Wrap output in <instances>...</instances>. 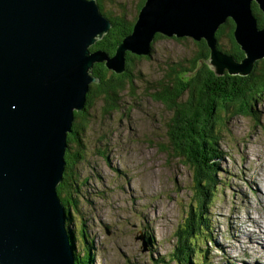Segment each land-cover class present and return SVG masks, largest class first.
I'll return each mask as SVG.
<instances>
[{
	"label": "water",
	"instance_id": "obj_1",
	"mask_svg": "<svg viewBox=\"0 0 264 264\" xmlns=\"http://www.w3.org/2000/svg\"><path fill=\"white\" fill-rule=\"evenodd\" d=\"M254 2L264 12V0H146L111 56L91 50L112 28L97 0H0V264L77 263L57 190L75 111L98 82L95 64L125 73L127 54L150 56L162 34L207 40L216 73L245 76L264 57ZM229 18L242 64L218 48Z\"/></svg>",
	"mask_w": 264,
	"mask_h": 264
},
{
	"label": "rangeland",
	"instance_id": "obj_2",
	"mask_svg": "<svg viewBox=\"0 0 264 264\" xmlns=\"http://www.w3.org/2000/svg\"><path fill=\"white\" fill-rule=\"evenodd\" d=\"M140 2L104 0L112 16L125 14L128 20L138 17ZM162 36L151 42L150 56L135 60L134 86L120 95L119 110L106 114L96 101L81 135L84 161L75 169L79 213L70 210L74 221L67 228L75 254L89 252L92 264H175L177 231L199 207L193 172L172 151V113L150 96L166 63L190 56L194 40ZM220 46L227 50L228 40ZM254 111L224 118L219 184L206 204L212 235L203 251L210 264H264V96Z\"/></svg>",
	"mask_w": 264,
	"mask_h": 264
},
{
	"label": "trees",
	"instance_id": "obj_3",
	"mask_svg": "<svg viewBox=\"0 0 264 264\" xmlns=\"http://www.w3.org/2000/svg\"><path fill=\"white\" fill-rule=\"evenodd\" d=\"M97 2L113 25L110 32L91 47V50H101L113 56L123 39L133 31L137 16L133 20H128L125 14L112 16L106 9L104 0ZM145 2L146 0H141L138 14ZM252 10L259 28L264 29V12L255 3ZM236 29V23L229 18L217 31L216 39L221 52L241 63L247 58V53L236 38ZM156 39L159 41L166 38L158 34ZM223 39L228 40L227 50L220 46ZM175 40L184 42L188 38ZM192 42L194 49L190 56L166 63L159 80L151 89L150 96L172 113L168 124L172 131L169 134L172 151L175 157L183 161L193 172L195 199L199 202V207L189 211L185 227L177 231L179 246H176L171 260L175 264H210L208 255L203 251L205 243L212 235L209 229L210 221L205 216L207 201L219 184L216 173L219 158L223 155L218 149L221 129L226 123L224 118L231 113L244 116L255 114L254 105L264 96V57L256 60L251 72L245 76L233 75L228 69L223 75H219L210 66L211 47L207 40ZM142 59L145 58L128 53L127 68L122 74L109 70L104 63L94 66L93 76L98 82L92 83L89 87L85 109L75 111L74 127L67 138L69 144L65 156L67 166L63 181L57 190L66 208L68 225L74 221L73 214L79 213L76 204L81 193L80 186L75 181V169L84 161L85 149L81 135L88 128L89 112L94 108L96 101L103 104L106 114L119 110L120 95L126 88L134 86L133 64L135 60ZM72 209L73 214L70 212ZM80 233L82 241L87 244V236L83 231ZM75 236L73 240L78 239ZM201 237L202 239L206 237L205 242L201 241L200 246L195 248L193 242H197L196 240ZM76 259V264H92L89 252L77 254Z\"/></svg>",
	"mask_w": 264,
	"mask_h": 264
},
{
	"label": "bare ground",
	"instance_id": "obj_4",
	"mask_svg": "<svg viewBox=\"0 0 264 264\" xmlns=\"http://www.w3.org/2000/svg\"><path fill=\"white\" fill-rule=\"evenodd\" d=\"M112 22V21H111ZM113 25V24H112ZM100 81V80H99ZM76 117V116H75ZM75 122V121H74ZM74 127V126H73ZM69 136V135H68ZM68 146H67V149H66V151L68 150ZM66 159V158H65ZM61 198V197H60ZM67 233H69V231L67 230ZM68 236H70V234H68ZM69 241H71V238H70V240Z\"/></svg>",
	"mask_w": 264,
	"mask_h": 264
}]
</instances>
